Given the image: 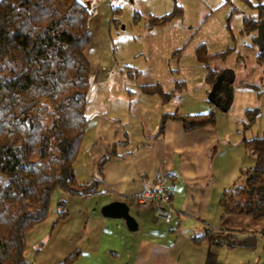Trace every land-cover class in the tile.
Masks as SVG:
<instances>
[{
    "label": "crops",
    "instance_id": "crops-1",
    "mask_svg": "<svg viewBox=\"0 0 264 264\" xmlns=\"http://www.w3.org/2000/svg\"><path fill=\"white\" fill-rule=\"evenodd\" d=\"M110 15L109 9L104 14L108 23ZM84 55L94 82L110 91L106 75L112 61L99 59L95 52ZM143 94L147 95H114L104 112L89 114L85 108L88 157L79 168L75 158L73 171L78 182L88 181L98 161L113 150L114 155L101 165L100 192L68 196L55 190L46 218L26 234L25 258L32 264H58L76 251L71 264H264V236L259 235L264 217L222 214L218 205L225 189L243 183L253 155L246 153L240 159L239 142L213 123L185 131L180 121L165 118L158 135L160 118L171 113L170 107L156 93ZM132 98L137 100L133 111ZM159 173L173 189L169 202L173 216L167 221L156 217L163 205L135 203L138 193L156 185ZM57 200H64L66 216L50 229L59 209ZM111 201L127 206L134 229H128L121 217L100 213ZM206 228L255 233L256 244L247 249L215 247L205 240L194 243L191 236Z\"/></svg>",
    "mask_w": 264,
    "mask_h": 264
},
{
    "label": "trees",
    "instance_id": "trees-1",
    "mask_svg": "<svg viewBox=\"0 0 264 264\" xmlns=\"http://www.w3.org/2000/svg\"><path fill=\"white\" fill-rule=\"evenodd\" d=\"M263 6L258 5L259 19L264 16ZM114 11L112 7L110 22ZM91 13L80 0H0V264H32L24 256L25 237L46 218L53 192L68 196L100 192L101 165L114 155L112 150L102 157L88 181L75 179L73 162L87 120L89 63L84 49L91 39ZM172 14L150 17L148 25L162 23ZM243 21L256 27L255 20ZM202 53L204 81L210 86L218 70L208 63L222 53ZM258 57L264 59V50ZM140 89L158 94L162 103L174 90L168 93L158 84ZM165 118L180 121L185 131L213 123L210 112L173 111L161 116L158 135ZM242 143L253 155V164L244 171L242 184L221 193L218 205L222 214L264 217V135L242 139ZM56 207L50 229L66 216L64 200H57ZM259 235L264 236V224ZM191 240L252 249L256 235L206 228ZM76 254L58 264H71Z\"/></svg>",
    "mask_w": 264,
    "mask_h": 264
},
{
    "label": "rangeland",
    "instance_id": "rangeland-1",
    "mask_svg": "<svg viewBox=\"0 0 264 264\" xmlns=\"http://www.w3.org/2000/svg\"><path fill=\"white\" fill-rule=\"evenodd\" d=\"M80 1L92 11L86 56L95 52L99 59L112 61L106 75L110 91L94 82V74L89 75L87 113L104 112L114 95H147L139 90V85L159 83L168 93L174 88L173 94L167 96L170 112H210L213 124L225 129L230 140L239 142L240 148L236 150L239 158L245 159L246 153L252 155L242 139L264 135V59L258 57L264 50V16L258 18V5L264 4V0ZM112 7L114 20L108 23L104 14L109 9L111 12ZM169 13L173 14L168 20L148 25L150 17ZM243 19L255 20L256 27ZM202 52L222 53L208 64L230 73L231 100L224 110L223 94L218 101L208 98L211 85L204 83L206 69L199 58ZM136 101L132 98L131 111L135 110ZM250 116L252 119L248 121ZM88 133L85 131L76 157L77 168L86 164Z\"/></svg>",
    "mask_w": 264,
    "mask_h": 264
},
{
    "label": "water",
    "instance_id": "water-1",
    "mask_svg": "<svg viewBox=\"0 0 264 264\" xmlns=\"http://www.w3.org/2000/svg\"><path fill=\"white\" fill-rule=\"evenodd\" d=\"M231 78H229L228 82L226 83V88L224 89L223 96H224V102L222 105V110L226 109L228 104L231 100V94L229 90V84L231 83ZM221 82V75H216L213 83L211 84L210 90L208 92V98L211 101H218L219 95H216L218 93V87ZM100 213L104 216H111V217H121L125 225L128 229L132 230L135 228V222L132 218V216L128 213V208L124 203H120L118 201H111L105 205H103L100 208Z\"/></svg>",
    "mask_w": 264,
    "mask_h": 264
},
{
    "label": "built area",
    "instance_id": "built-area-1",
    "mask_svg": "<svg viewBox=\"0 0 264 264\" xmlns=\"http://www.w3.org/2000/svg\"><path fill=\"white\" fill-rule=\"evenodd\" d=\"M172 190V187L166 182L164 176L159 173L156 185L148 191L138 193L135 197V203L139 206L146 204L163 205L165 209L157 210L156 217L167 221L173 216V211L169 205Z\"/></svg>",
    "mask_w": 264,
    "mask_h": 264
},
{
    "label": "flooded vegetation",
    "instance_id": "flooded-vegetation-1",
    "mask_svg": "<svg viewBox=\"0 0 264 264\" xmlns=\"http://www.w3.org/2000/svg\"><path fill=\"white\" fill-rule=\"evenodd\" d=\"M218 76L221 75V82L218 87V93L216 95H221L224 92V89L226 88V83L228 82L230 78V73L229 72H224V71H218L216 74Z\"/></svg>",
    "mask_w": 264,
    "mask_h": 264
}]
</instances>
